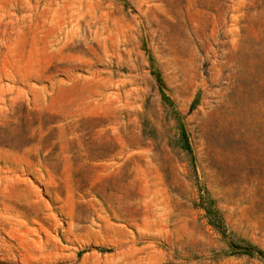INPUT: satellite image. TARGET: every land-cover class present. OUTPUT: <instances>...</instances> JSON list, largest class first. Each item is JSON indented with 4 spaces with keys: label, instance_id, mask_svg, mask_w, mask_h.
Segmentation results:
<instances>
[{
    "label": "rangeland",
    "instance_id": "obj_1",
    "mask_svg": "<svg viewBox=\"0 0 264 264\" xmlns=\"http://www.w3.org/2000/svg\"><path fill=\"white\" fill-rule=\"evenodd\" d=\"M203 187L264 250V0H0V264H264Z\"/></svg>",
    "mask_w": 264,
    "mask_h": 264
},
{
    "label": "trees",
    "instance_id": "obj_2",
    "mask_svg": "<svg viewBox=\"0 0 264 264\" xmlns=\"http://www.w3.org/2000/svg\"><path fill=\"white\" fill-rule=\"evenodd\" d=\"M151 61V73L155 76L161 97L164 103L173 105L172 100L170 96L166 92V86L165 82L162 76L161 71L156 67L152 56L150 57ZM194 105V103H193ZM192 105V107H193ZM180 129H181V136L184 142V147L191 152L192 148L188 139V135L186 132V129L183 125V123L180 121ZM201 196H200V201H199V206L206 212V215L209 219V223L217 230L219 231L223 237L227 240L228 248H229V254H247V255H260L264 256V250L257 245L245 240V239H234L231 235L232 232L228 231V227L226 225V222L223 218L222 213L218 209L216 205V199L213 198L208 189L206 187H203L201 189Z\"/></svg>",
    "mask_w": 264,
    "mask_h": 264
}]
</instances>
